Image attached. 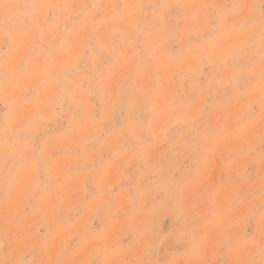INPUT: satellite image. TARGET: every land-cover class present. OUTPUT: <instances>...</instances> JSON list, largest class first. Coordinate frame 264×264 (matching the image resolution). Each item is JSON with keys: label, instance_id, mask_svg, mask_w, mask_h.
Wrapping results in <instances>:
<instances>
[{"label": "rangeland", "instance_id": "rangeland-1", "mask_svg": "<svg viewBox=\"0 0 264 264\" xmlns=\"http://www.w3.org/2000/svg\"><path fill=\"white\" fill-rule=\"evenodd\" d=\"M0 264H264V0H0Z\"/></svg>", "mask_w": 264, "mask_h": 264}, {"label": "bare ground", "instance_id": "bare-ground-1", "mask_svg": "<svg viewBox=\"0 0 264 264\" xmlns=\"http://www.w3.org/2000/svg\"><path fill=\"white\" fill-rule=\"evenodd\" d=\"M31 144V143H30ZM50 144V143H49Z\"/></svg>", "mask_w": 264, "mask_h": 264}]
</instances>
